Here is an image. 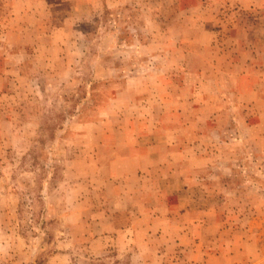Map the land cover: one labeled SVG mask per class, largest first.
<instances>
[{
    "label": "rangeland",
    "instance_id": "obj_1",
    "mask_svg": "<svg viewBox=\"0 0 264 264\" xmlns=\"http://www.w3.org/2000/svg\"><path fill=\"white\" fill-rule=\"evenodd\" d=\"M0 264H264V0H0Z\"/></svg>",
    "mask_w": 264,
    "mask_h": 264
},
{
    "label": "crops",
    "instance_id": "obj_2",
    "mask_svg": "<svg viewBox=\"0 0 264 264\" xmlns=\"http://www.w3.org/2000/svg\"><path fill=\"white\" fill-rule=\"evenodd\" d=\"M180 154H178V156H179ZM175 157V156H174ZM177 158H181V156L180 157H177ZM160 164L162 163L161 161L159 162ZM159 163H158V165H159ZM164 167L162 168V171H166L167 170V168L165 167V165L164 164H162ZM171 170V169H170Z\"/></svg>",
    "mask_w": 264,
    "mask_h": 264
}]
</instances>
